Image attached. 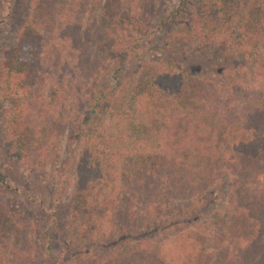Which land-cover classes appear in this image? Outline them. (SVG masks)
I'll return each mask as SVG.
<instances>
[{
	"label": "trees",
	"instance_id": "16d2710c",
	"mask_svg": "<svg viewBox=\"0 0 264 264\" xmlns=\"http://www.w3.org/2000/svg\"><path fill=\"white\" fill-rule=\"evenodd\" d=\"M103 1L59 0L52 4L50 0H29L19 43L32 48L30 57L38 60L46 53H39L41 41L45 43L47 38L42 35L43 23L74 17L70 11L77 13L75 17H85L91 8V13L103 10L95 31L91 28L84 40L76 38L70 49L72 64L77 69L93 65L90 76L96 77L102 74V66L119 58L118 51H123L119 55L124 58L128 45L123 49L122 36L126 32L120 35L119 31L120 0ZM152 14L150 10L145 17H155ZM60 24L59 35L51 37L48 45L61 55L55 65L62 67V53L68 48L66 41L73 23L64 18ZM164 25V32L168 25H178L179 38L191 33L201 49L212 50L211 62H215L214 56L219 58L221 53L234 54L260 42L264 45V0H180ZM171 34H166L165 41ZM20 57L21 50L15 51L0 68V94L17 103L5 113L8 143L16 158H30L38 173H46L54 164L55 175L65 191L55 201L59 211L51 217L54 221L49 232L60 227L57 217L63 211L66 218L62 229L77 254L72 264H264V85L252 91L238 84L233 90L225 89L189 76L171 64L163 63L166 68L159 64L145 67L131 97L130 112L122 113L119 104V111L114 113L107 132L108 148L102 157L94 153V137L87 138L86 154L74 165L71 203L64 206L62 200L72 179L68 168L59 165L60 150L52 141L58 137L57 128L43 120L52 112L49 99L57 106L59 99L64 101V88H55L51 97L47 96L45 75L36 69L37 62ZM83 83L79 96L89 86ZM72 89L67 101L77 96L76 84ZM230 90L243 97L229 98ZM109 94L101 93L78 122V138L85 134L91 116ZM230 177L232 206L212 240L182 234L162 246L139 242L131 247L134 234L153 231L167 222L164 219L170 218L175 202L206 195ZM6 220H0L1 230L11 228L19 234L31 229L29 224ZM5 238L0 236V264H6L5 254L7 258L11 253L5 248ZM90 248H95V253H88ZM174 254L177 257L171 259ZM30 257L28 252L24 261Z\"/></svg>",
	"mask_w": 264,
	"mask_h": 264
},
{
	"label": "rangeland",
	"instance_id": "374dc122",
	"mask_svg": "<svg viewBox=\"0 0 264 264\" xmlns=\"http://www.w3.org/2000/svg\"><path fill=\"white\" fill-rule=\"evenodd\" d=\"M28 1L0 0V68L1 64L7 61L15 51L21 50L20 59L29 60L30 63L36 61V69L41 75H45L43 84L47 96L51 97L50 92H54L55 88H61V86L64 88L62 93H65L66 97L64 101L58 100L59 106L63 108L62 111L59 110L60 107L55 101L49 99L48 106L52 112L43 116L46 124L50 127L54 124V128H57L55 130L59 133L58 137L52 141L60 150L59 165L68 168L70 172L68 177L72 179V182L67 185V193L62 200L64 206L71 203L76 180L74 165L78 163L81 156L86 154L85 147L89 136L94 137L91 140L94 153L102 157L108 148L107 132L114 113L119 111V104L122 106L120 107L122 113L130 112L128 110L131 108V97L145 67H154L159 64L166 68L164 64H171V66L174 65V69H182L189 76L204 78L225 89L233 90L238 88L236 86L238 84V86L241 85L252 91L260 89L264 85V45L261 42L258 46L242 47L243 49L240 48L234 54L225 56L222 53L218 54L220 57L214 56L215 62H211L213 60L212 50L201 49L195 43L196 40L191 33L189 37H177L180 34V31L176 32L178 25H175L176 27L168 25L167 32H164L167 28L164 25L165 20L176 9L180 0H150L151 2L120 0L119 8L122 16L119 17L121 19L119 31L120 35L126 32L125 36H122L123 49L124 45L128 43L124 50L126 56L123 58L122 55H119L123 51H118L119 58L107 62L104 67L102 66V74H98L96 77L90 76L94 69L93 65L78 66L82 68L79 70L75 64H72L70 57L76 38L84 40L91 28L92 31H95L94 25L100 22L103 10L91 13L92 8L89 7L91 9L88 10L85 17H75L77 13L71 11L69 15L74 13V17H64L66 20L71 19L73 26L67 36L66 45L68 48L62 53L65 63V65L62 64V67L55 65V61H60L61 55L59 52L53 51L51 45L48 44L51 37L59 35L60 21L64 18H57V22L53 20L54 22L43 23L41 25L42 35L47 38L45 43L41 41L43 46L40 45L39 53L42 50L46 53H43L44 57L41 56L37 60L33 56L30 57L32 48L19 43L20 31L27 19ZM58 1L50 0V3ZM150 10L154 12L152 16L155 17H145ZM174 29H176L175 32ZM170 31L173 34L165 41V36ZM44 45H48L46 50H44ZM249 56L251 57L249 58ZM48 75L49 77H47ZM73 77H77L76 80ZM39 82L40 80L38 84ZM82 82H87L89 86L85 89L83 96H79L78 91ZM73 84H76L77 96H72L71 100L67 101L68 94L71 90L73 91ZM232 90H230L229 98L238 100L243 97L241 93L232 94ZM107 91L110 92L108 98H102V106L97 109L96 114L91 116L92 121L85 129V134L83 133L81 138H78L76 136L78 135L76 129L78 122L93 108L92 103L95 99L100 98L101 93ZM16 105L17 103L7 100L0 94V220H11L22 226L29 224L31 229L19 234L11 228L0 229V236L7 237L4 239L6 244L8 243L5 248L11 250V253L10 251L7 253V258L5 254L4 261L6 264H72L73 258L77 254L67 243L66 232L62 229L66 218L63 216V211V214L57 217L60 227L49 232L51 222L54 221V219L51 220V217L54 211L58 210L55 201L58 202L65 191V187L55 175L54 164L46 173H38L32 168L30 158L27 161L18 160L8 143L5 113ZM231 181L230 177L226 181L219 182L206 195L175 202L176 206L173 207L170 218L164 219V222H167L158 225L157 229L153 231L134 234L130 241L131 247H136L139 242L162 246L182 234L186 236L194 234L212 240L219 233L221 220L232 206ZM208 247L210 248L212 245ZM95 251V248L87 249L88 253H95ZM28 252H31L30 260L24 261ZM176 257V254L174 257L170 255L171 259ZM184 257L187 260V256Z\"/></svg>",
	"mask_w": 264,
	"mask_h": 264
}]
</instances>
